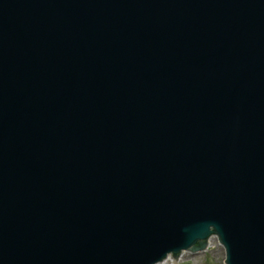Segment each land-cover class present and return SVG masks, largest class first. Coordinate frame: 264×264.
I'll return each mask as SVG.
<instances>
[{
  "label": "water",
  "instance_id": "water-1",
  "mask_svg": "<svg viewBox=\"0 0 264 264\" xmlns=\"http://www.w3.org/2000/svg\"><path fill=\"white\" fill-rule=\"evenodd\" d=\"M212 235L264 264V0H0V264Z\"/></svg>",
  "mask_w": 264,
  "mask_h": 264
},
{
  "label": "rangeland",
  "instance_id": "rangeland-1",
  "mask_svg": "<svg viewBox=\"0 0 264 264\" xmlns=\"http://www.w3.org/2000/svg\"><path fill=\"white\" fill-rule=\"evenodd\" d=\"M165 264H171V261L169 260ZM178 264H224V249L217 238L212 236L207 250L196 253L183 251Z\"/></svg>",
  "mask_w": 264,
  "mask_h": 264
},
{
  "label": "bare ground",
  "instance_id": "bare-ground-1",
  "mask_svg": "<svg viewBox=\"0 0 264 264\" xmlns=\"http://www.w3.org/2000/svg\"><path fill=\"white\" fill-rule=\"evenodd\" d=\"M171 261V259H170V257H168L164 262H162V263H164L165 264V262H167V261Z\"/></svg>",
  "mask_w": 264,
  "mask_h": 264
}]
</instances>
